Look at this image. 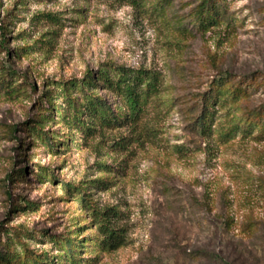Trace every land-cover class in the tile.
I'll use <instances>...</instances> for the list:
<instances>
[{
  "label": "rangeland",
  "instance_id": "obj_1",
  "mask_svg": "<svg viewBox=\"0 0 264 264\" xmlns=\"http://www.w3.org/2000/svg\"><path fill=\"white\" fill-rule=\"evenodd\" d=\"M202 2L0 0V247L53 264H264V128L243 119L264 106V0ZM120 68L158 75L136 123L77 125L73 98L123 103L98 77ZM232 85L248 95L221 94L203 126L205 95Z\"/></svg>",
  "mask_w": 264,
  "mask_h": 264
},
{
  "label": "trees",
  "instance_id": "obj_2",
  "mask_svg": "<svg viewBox=\"0 0 264 264\" xmlns=\"http://www.w3.org/2000/svg\"><path fill=\"white\" fill-rule=\"evenodd\" d=\"M215 1L216 0H203L202 5H204V10H207V12L211 11L210 7L215 5ZM212 19H216V16L208 13L205 19H203V23H207L208 25L209 22L213 21ZM98 77L106 81L107 88L115 90L116 92L119 91V94L122 95L123 103L120 104L115 102L116 105H111L102 95H89L88 102L84 109H82L80 103L77 101L78 99L73 98L75 107L73 120L77 125L86 123V121L83 120L84 113L91 115V119L92 116H94L90 121L93 122L87 126L88 128L95 125V120L97 118L101 121V125H112L115 121L117 122L120 119L136 123L137 118H139L145 106L150 101V96L157 94L159 91L158 75L146 68H139L137 70L120 68L116 76L108 75L102 71ZM223 77L224 76L222 75L218 80V85L225 83ZM87 79H89L86 80L89 83L93 81L91 75H87ZM216 83L217 81H214L213 85H216ZM77 84L84 85V82H78ZM213 89L209 96L205 95L206 107L201 116L203 126L208 122H211L212 117L215 114V106L221 100V94L228 92L232 95L233 100L239 96L248 95L247 89L242 88L239 85H232L225 90L219 88H216V90ZM243 119L247 122L248 126L246 128H251L253 123L259 124V122L264 128V106L257 110H250L245 113ZM127 137L128 136L126 135L122 136V138H120V143L126 140ZM223 220L226 228L229 229L233 227V215H224ZM105 224L104 233L106 236L103 240L107 245L114 248L122 242V234L118 233L116 228L109 226L108 223ZM247 227H249L250 231L253 233L256 231L253 227L251 228L250 225H247ZM68 245L69 251L66 254L69 256V259L75 263L77 261L78 245L73 239L71 240V238L68 240ZM25 249L26 254L25 258H23L22 252L4 241L0 247V264H53L48 256L42 257V254L40 253L29 251L28 248ZM212 256L214 262L217 264H236L235 261L228 257H222L219 253L213 252Z\"/></svg>",
  "mask_w": 264,
  "mask_h": 264
}]
</instances>
